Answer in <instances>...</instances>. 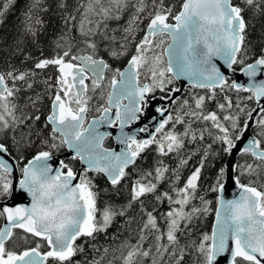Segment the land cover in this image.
Here are the masks:
<instances>
[{
	"label": "snow or ice",
	"instance_id": "1",
	"mask_svg": "<svg viewBox=\"0 0 264 264\" xmlns=\"http://www.w3.org/2000/svg\"><path fill=\"white\" fill-rule=\"evenodd\" d=\"M12 2L13 0H8V3ZM39 2L40 0H36L37 4ZM8 3L4 4V11L7 10ZM129 4L130 0H87V6L81 4L77 9L80 11L83 8L79 25L76 26L80 39L65 33L56 41V47L63 49L62 53L52 58L39 59L34 64L36 70L54 66L58 72L56 92L45 125L51 126L50 139L53 142L49 144L48 139L42 142L51 149L67 145L75 152L73 159L79 158L86 168L83 169L84 174L79 177V182L74 184L73 181L78 179L77 173L63 161H60L59 168L53 173V168L48 163L52 159L51 151H40L28 161L21 169L22 178L18 180V189L21 196L30 198V205L0 208V216L7 221L0 228V264H49V261L53 264H71L72 258L83 251L75 243L80 237L94 238L95 233L106 231L117 215L124 216L125 210L131 209L136 202H139L143 224L139 242L130 246L126 255H123V264H141V258L146 260L150 257L151 264H170L173 259L175 264H183L185 256L192 254L195 255L192 264H219L218 258L221 257H230V264H264V191L252 186L251 182L242 184L239 177L235 180L240 189L238 197L231 200L221 197L218 200L219 206L215 209V223L211 233H202L199 240L183 245L181 235L185 234V229L193 218L210 211V202L203 197H200L205 205L202 209L193 206L186 210L190 201L195 198L201 168L192 173L183 187H173V197L168 192H158L159 184L166 179L169 168L163 161H157L154 172L143 171L135 180L130 200L124 208L119 212L111 205L103 210L98 209L99 193L94 190L96 186L87 176L88 172L102 173L115 188L129 175L126 171L129 166L135 165L137 158L150 146L156 145L160 156H168L173 152L179 153L185 147L186 138L196 141L197 136L191 130L192 120L211 122L212 127L222 133L215 135L214 139L223 146V152L228 154L236 147L234 139L239 140L243 131L248 128L247 121L243 128L240 127V114L245 113V108L236 104L235 107L239 109L236 115L223 116L224 121L231 122L233 131L239 129L234 138L216 112L205 113V96L194 97V108L190 111L184 110L189 107V102L184 100L181 109L173 116L169 112V105L164 102L176 103L173 94L181 89L173 86L175 80L187 79L193 88L208 89L211 93L209 99L215 97L217 88L224 91L227 87L236 92L250 93L245 99L255 100L260 113L264 114V105L261 104L264 100V80H256L258 76L264 75V54L245 64L249 29L245 12L251 9L264 16V0H240V3H234V0H183L178 13H173L171 7L165 6L164 0H150V4L148 0H136L132 5L135 11L123 28V35L119 38L115 34L110 35L106 22L120 20L121 13ZM60 6L66 5L61 3ZM3 15L4 12L0 11V16ZM93 17L97 19L94 20ZM144 19L148 22L141 29L139 25ZM75 20V16H69L65 20L69 32L73 27L72 21ZM35 23L42 22L36 20ZM25 30L36 35L31 25ZM116 31L118 29L112 30L113 33ZM138 31H144L145 34L137 41L135 34ZM132 44V54L123 70L113 68L99 56L104 48L109 56L120 59L129 55V46ZM74 48L76 52L73 51ZM214 60H222L233 71L234 65H244L241 71L249 78V85L245 87L235 81L229 84L228 78ZM106 73H111L107 84ZM36 74L33 70L0 73V198L11 197L17 192L13 182V166L3 158L5 155L11 156L6 133L9 129L15 133L16 127L25 124L24 119L16 116L17 105L14 101L19 91L16 82L26 81ZM142 75L151 82L141 85ZM86 81H90V84ZM27 86L31 88L32 84ZM105 88L109 89L105 104L96 109L101 113L100 117L85 127L92 99L89 93L95 94L100 90V99H104ZM157 91L161 93L159 100L162 103L156 108V112L164 119L159 121L155 132H149L148 139H137L135 134L124 132L126 126L139 121L144 115V109L148 107V94L155 98ZM124 100H128V103L124 104ZM225 100L227 108L231 109V99L225 96ZM218 107L225 110L226 106L221 103ZM254 111L256 109L246 113L249 120ZM165 113L169 114L165 116ZM185 117L190 120L186 121ZM27 119L39 121L40 116ZM117 123L120 126L119 142L125 146L119 153L104 147V140L109 133L99 131V127L104 124L113 127ZM170 123L172 128L165 131ZM177 124H186L183 132L174 130ZM257 126V136L264 137V117L257 121ZM28 127L29 132L26 134L22 131L19 139L13 136L17 146L24 141L25 135L28 136V143H31V126ZM146 131L148 125L139 129V132ZM36 134L39 135V130ZM199 139H204L203 133ZM57 140L59 144L55 143ZM243 152L260 161L261 164L257 167L264 170V139L252 138ZM207 155L205 152V158ZM186 163V160L181 161V164ZM255 171L252 164L247 165L249 174ZM225 173V168L219 170L213 191H225L221 182ZM175 179L178 181L179 176L175 175ZM260 188H264V184ZM149 194H154L158 203L167 200L170 205L169 210L162 213L159 219L154 214L156 206L148 210L144 204L142 198ZM159 220L164 221L163 226ZM16 229L21 230L24 235L15 232ZM146 233L155 234V244L147 249L141 243L147 239ZM29 236L44 242V245L33 241L31 243L34 246L16 250L20 241L30 243ZM42 246L47 250L42 252ZM153 248L159 262L153 256ZM104 251L107 252L108 249ZM166 255L168 261H165ZM93 264H99V261H94Z\"/></svg>",
	"mask_w": 264,
	"mask_h": 264
},
{
	"label": "trees",
	"instance_id": "2",
	"mask_svg": "<svg viewBox=\"0 0 264 264\" xmlns=\"http://www.w3.org/2000/svg\"><path fill=\"white\" fill-rule=\"evenodd\" d=\"M136 0H130L129 7L121 13L120 20L107 21V31L109 34H115L118 38L123 35V28L127 26L129 18L134 13V5ZM150 4V0H148ZM183 0H164V4L167 7H171L173 13H178ZM8 3V0H0V11L4 12L3 16H0V73H7L9 71H25L33 70L37 74L32 77H28L26 81H17L16 87L19 89L14 103L17 105L16 116L18 119H24L25 124L16 127L15 133L9 129L6 133L7 143L13 156L19 163V169H21L28 163L29 160L35 157L40 151L47 150L52 153H65L66 145H61L56 149H51L48 145H45L42 141L49 140V144L52 143L51 126L46 125V117L50 114V108L52 98L56 92V78L58 72L54 66H50L48 69L36 70L34 64L43 58H52L58 53H62L63 49L56 47V41L60 36L68 33L69 36H75L80 39L76 26L79 25L81 19V13L77 9L81 4L87 6V0H40L37 4L36 0H13L12 3H8L7 10L4 11V4ZM61 3L66 6L61 7ZM234 3H240V0H234ZM35 5V6H34ZM150 10V9H149ZM29 15L31 19H29ZM69 16H75L76 20L72 21V30L69 32V26L65 24V20ZM245 17L249 21V29L247 36L248 55L245 57V64L253 62V59L264 54V16L260 13L254 12L251 9L246 10ZM93 19H97L93 17ZM40 20L42 23L36 24L35 21ZM147 19L143 20V23L139 25L141 29L145 28ZM173 22V21H171ZM28 25H31L36 35L28 33L25 29ZM113 29H118L115 33ZM145 34L144 31H138L135 36L138 41ZM98 39V37H97ZM83 47V45H80ZM134 44L129 46V55L123 56L120 59H114L108 55L107 50L102 48L99 56H102L106 61L110 63L113 68H120L123 70L128 64L130 55ZM76 52V49H73ZM79 54V53H78ZM244 65H235V69L240 71ZM108 78H111L109 73ZM142 81L144 79L141 77ZM47 81V83H45ZM233 81L229 80L231 84ZM11 83V82H10ZM31 83L32 87L28 88V84ZM177 83L174 81V85ZM172 87V86H169ZM109 89L105 88V94ZM215 97L209 99L211 95L208 89H199L190 87L186 90L184 96L179 99L174 106L173 116L181 109V105L184 100L189 102V107L185 108V111H190L194 108V97L205 96V113L212 111L216 112L221 118V123L226 127H229L233 137L238 134L239 129L233 131L231 129V122L224 121V115H236L239 109L235 107L236 104H240V107L245 108V113L240 114V127L243 128L245 121H248L246 113L252 109H255L257 104L255 100L245 99L250 93L236 92L234 89L225 88L224 91L220 89L215 90ZM161 95V94H158ZM225 96L231 99L233 107L227 108V101ZM99 100L100 96L98 97ZM103 101V99H102ZM35 102V103H33ZM225 104V110H221L218 105ZM94 115L95 112L91 111ZM40 116L39 121L34 119H27V117ZM264 117V114L262 115ZM260 117L259 119H261ZM258 119V120H259ZM185 120H190L189 117H185ZM31 126V143H28V136L25 135L24 141L20 145H16L13 136L16 139L20 138V133L29 132ZM186 124H177L175 126L176 132H183ZM172 128L170 123L166 126L165 131ZM39 130V135L36 134ZM191 130L195 132L197 136L196 141H191L190 137L185 139V147L179 151V153L173 152L168 156H160L156 145H152L147 151H144L137 159L136 164L130 168L124 180L120 185L115 188L106 179L102 173L88 172L87 176L92 180L96 186L95 191L99 193L97 200V207L103 210L106 206L111 205L119 212L130 200L131 187L135 180H137L143 171H153L157 166V161H163V164L169 168V172L166 174V179L159 184L158 192H168L175 197L173 187H183L187 179L197 169L201 168L200 178L197 181V189L195 198L192 199L186 210H190L193 206L203 208L205 205L201 201L200 197H203L205 201H209V213L197 214L193 218L191 224L185 229V234L181 235V244L190 243L192 240H199L202 233H211V229L215 222V209L218 207L219 191H213L216 187L218 173L221 168H225L227 172V161L229 154L223 152V146L214 139L215 135H222L217 129L212 127L211 122L204 121H191ZM259 131L256 125L253 133L257 136ZM201 133H203L204 139H199ZM211 133V135L209 134ZM258 139H264V137L257 136ZM237 140L234 139V142ZM59 144V140L55 141ZM211 145V147H209ZM106 146L113 147L112 140L106 143ZM205 152H207V158H205ZM182 160H186V164H181ZM203 162V167H201ZM73 170H77L80 166V162L77 159H71L66 162ZM252 164L256 168L255 172L249 174L247 172V165ZM261 162L255 160L250 154H243L238 159L237 177H239L242 184L252 183V186L264 191V188H260L264 184V170L257 167ZM22 173V172H21ZM179 176V180L176 181L175 175ZM226 179V173L224 179L221 181L223 184ZM9 197L0 198V201H5ZM145 206L148 210H151L153 206H156V212L158 219L162 213L169 210V203L165 200L163 203H158L155 200L154 194H149L142 198ZM175 207V205H172ZM100 212L97 213L99 219ZM161 226L164 221L159 220ZM3 223V218L0 216V228ZM143 224L142 213L139 209V202H136L131 209L125 210V215H117L110 227L104 232H97L92 237H81L75 243L83 248V251L78 252L73 258L71 264H93L94 261H99V264H123V255H126L129 247L136 245L139 242V232ZM20 235H24L22 231H15ZM155 234L146 233L147 239L141 243L145 249L152 247L155 244ZM15 240V237H14ZM29 244H24L20 241L16 250H22L24 247L34 246V243L39 242L44 245V242L29 236ZM11 245L12 242H9ZM127 245V246H126ZM108 249L107 252L104 250ZM47 250L45 246H42L41 251ZM153 256L159 262V257L155 255V249L153 248ZM195 255H186L185 262L183 264H192ZM152 257L148 259L141 258V264H151ZM165 261H168V256H165ZM49 264H53L49 261ZM170 264H175L174 259Z\"/></svg>",
	"mask_w": 264,
	"mask_h": 264
},
{
	"label": "water",
	"instance_id": "3",
	"mask_svg": "<svg viewBox=\"0 0 264 264\" xmlns=\"http://www.w3.org/2000/svg\"><path fill=\"white\" fill-rule=\"evenodd\" d=\"M214 63H216L217 67L228 78V81L229 80L235 81L236 83L244 85L245 87H247L249 85V83H250L249 78L247 76H245L241 70L240 71L236 70L235 65L233 66L235 71H233L232 69H228L227 65L224 64V62L222 60H214ZM126 67H127V65H126ZM107 74L108 73H106V76H107ZM256 80H257V82L264 80V75L258 76L256 78ZM88 82L89 81H86V83H88ZM175 82L177 83L176 87H179L181 89L180 92H176L173 94V96L177 102L179 99H181L184 96L186 90L192 86L187 79H179V80H175ZM140 83H141V80H140ZM141 85H143V84L141 83ZM199 89H201V88H199ZM217 89H219V88H217ZM149 95L150 94H148V98H147L148 107L146 109H144V115L141 117V119L139 121H136V122L126 126L124 129V132H126V133L135 134L137 139H148V138H150L149 132L154 133L155 127L158 125L159 121L164 119V117H161L160 114L158 112H156V108L161 106V103H162L159 100L160 96L151 99L149 97ZM123 103L127 104L128 100H124ZM164 103L169 105V112L172 114L175 103H171V102H167V101ZM261 104L264 105V100L261 101ZM255 109H256V111H254L252 113V119L247 121V123L249 125L248 128L243 131V135L241 136V138L235 142L236 147L232 150V153L229 154L227 165H226L227 166L226 179L224 182L225 191L223 193L219 192V199L221 197H223V199H225V200H231V199L237 198L239 195L240 189L237 187V185L235 183V180L237 178L238 159L241 155L245 154L243 152V149L248 146L249 141L254 137L256 139H258V137L253 133V130L255 129V127L257 125L258 119L260 117H262V115H263L262 113H260L258 105L256 106ZM114 113H115V109H113V113H112L113 116H114ZM168 114L169 113H165V116H167ZM100 115L97 117L90 118L88 124H90L93 120H97L100 117ZM87 119H88V114H87L86 121H85V127H86ZM145 125H148V131L139 132V129L141 127H144ZM99 131L101 133H109V135L106 137V139L111 137L114 140L115 146L111 150L119 153L121 151V149L125 147L123 144H121L119 142V137H120L119 123H117L113 127H109L107 124H104V125L99 127ZM106 139L104 140V147H105ZM66 147L67 148H66L65 153H52V159L50 161H48V163L52 166L53 173L55 172V170L57 168H59L60 161H63L64 163H66L67 161L73 159V157L75 156V152L73 150H70L67 145H66ZM3 158L13 166V182H14V185L17 189V192L13 196L9 197L7 200L0 201V208H2L4 206L16 207V206H28V205H30V203H31L30 198L27 197L26 195L21 196L19 194L18 180L22 178V173L20 172L18 161L13 156L5 155ZM75 159L79 160V158H75ZM79 162H80L79 168L76 171L74 170V172L77 173V177H78V179L76 181H73L74 184L79 182V177L84 174L83 169L86 168L85 164H82L80 160H79ZM133 166L134 165L129 166V168L127 170H129ZM107 180H108V178H107ZM2 218H3V223H2L1 228L4 227L5 224L7 223L6 219L3 216H2ZM14 231H21V230L16 229ZM82 237H84V236H82ZM218 260H219V264H230V257H228L227 259H225L224 257H221V258H218Z\"/></svg>",
	"mask_w": 264,
	"mask_h": 264
},
{
	"label": "flooded vegetation",
	"instance_id": "4",
	"mask_svg": "<svg viewBox=\"0 0 264 264\" xmlns=\"http://www.w3.org/2000/svg\"><path fill=\"white\" fill-rule=\"evenodd\" d=\"M108 75H109V73H108L107 76H106L105 84H107V83H108V80H110V79L108 78ZM88 83L90 84V81H89ZM108 91H109V90H108ZM99 93H100V90H97V93H95V94H93V93H91V92L89 93V95L92 96V99H91L90 102H89L90 111L88 112V119H87L86 127H87V124H88L90 118L97 117V116H99V115L101 114V113L98 112L96 109H97V108H100V107H102V106H104V104H105V101H106V98H107V97H106V94H105L104 99H103V101H102V99H101V100L98 99V97H99ZM158 94H161V93H159V91H157V92L154 94V96H155V97L160 96V95H158ZM149 97H150L151 99H153L152 94H150ZM91 111H92V112H95V114L92 115V114H91ZM173 112H174V108H173ZM173 112H172V115H173ZM157 138H159V134L157 135ZM111 140H112V142H113V147L115 146V144H114V140L110 137V138L106 139V141H105V147H106V148H109V147L106 146V143L109 142V141H111ZM113 147H111V148H109V149H112ZM150 147H151V146H150ZM150 147H149V148H150ZM149 148L145 149V151H147ZM142 153H143V152H142ZM142 153H141V154H142ZM138 158H139V157H138ZM138 158H137V159H138ZM77 160H78V159H77Z\"/></svg>",
	"mask_w": 264,
	"mask_h": 264
},
{
	"label": "rangeland",
	"instance_id": "5",
	"mask_svg": "<svg viewBox=\"0 0 264 264\" xmlns=\"http://www.w3.org/2000/svg\"><path fill=\"white\" fill-rule=\"evenodd\" d=\"M166 46H167V45H165V47H166ZM141 77H142V78L144 79V81H145V82H141L142 84H144V83H150V82H151L150 80H146V79L144 78L143 75H142Z\"/></svg>",
	"mask_w": 264,
	"mask_h": 264
}]
</instances>
